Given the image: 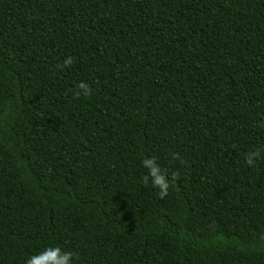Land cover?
<instances>
[{
    "label": "trees",
    "instance_id": "1",
    "mask_svg": "<svg viewBox=\"0 0 264 264\" xmlns=\"http://www.w3.org/2000/svg\"><path fill=\"white\" fill-rule=\"evenodd\" d=\"M255 148L264 0H0V264H264Z\"/></svg>",
    "mask_w": 264,
    "mask_h": 264
},
{
    "label": "clouds",
    "instance_id": "2",
    "mask_svg": "<svg viewBox=\"0 0 264 264\" xmlns=\"http://www.w3.org/2000/svg\"><path fill=\"white\" fill-rule=\"evenodd\" d=\"M71 57H65L64 60L58 67H68L72 64ZM76 91L73 95L78 97L80 95L88 96L91 92L90 87L80 81L75 86ZM261 151L264 148H255L244 154L243 162L246 166L254 168L257 162L261 158ZM172 160L179 159L177 153L172 152L170 154ZM140 167L145 170V174L142 176V183L150 184V186L155 190V194L158 198L163 199L168 195L169 192V178L164 169L159 163L154 155L145 156L140 160ZM171 179L174 181L177 179L175 173L171 174ZM76 259L74 252L65 250L60 245H47L41 250L25 256L23 264H73Z\"/></svg>",
    "mask_w": 264,
    "mask_h": 264
}]
</instances>
